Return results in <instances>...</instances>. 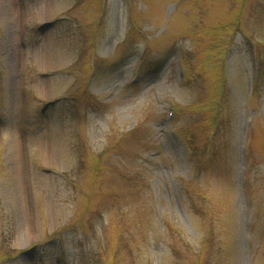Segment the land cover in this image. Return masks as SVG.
I'll use <instances>...</instances> for the list:
<instances>
[{"label": "rangeland", "instance_id": "rangeland-1", "mask_svg": "<svg viewBox=\"0 0 264 264\" xmlns=\"http://www.w3.org/2000/svg\"><path fill=\"white\" fill-rule=\"evenodd\" d=\"M0 264H264V0H0Z\"/></svg>", "mask_w": 264, "mask_h": 264}, {"label": "bare ground", "instance_id": "bare-ground-1", "mask_svg": "<svg viewBox=\"0 0 264 264\" xmlns=\"http://www.w3.org/2000/svg\"><path fill=\"white\" fill-rule=\"evenodd\" d=\"M23 12H24L23 8L20 6V4H18L17 7H16V14H18L21 17V21H19L20 30H23L24 21H25V19H23V17H24V13ZM18 58H19V55H18ZM20 140H21V137H20Z\"/></svg>", "mask_w": 264, "mask_h": 264}]
</instances>
